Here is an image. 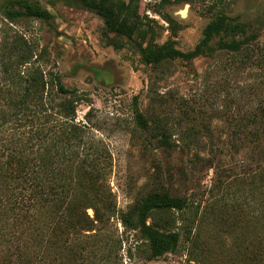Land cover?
<instances>
[{
  "label": "rangeland",
  "instance_id": "rangeland-1",
  "mask_svg": "<svg viewBox=\"0 0 264 264\" xmlns=\"http://www.w3.org/2000/svg\"><path fill=\"white\" fill-rule=\"evenodd\" d=\"M127 1L116 3L121 14ZM40 2L53 13L51 22L24 18L8 24L45 47L47 67L55 65L67 87L91 100L77 106L76 121L85 123L109 153L107 185L116 204L109 223L123 240L122 264H237L238 241L252 236L247 219L253 201L244 200L251 180L247 159L228 151L226 117L254 95L247 90L251 70L243 66V55L235 61L229 53L174 59L154 67L142 61L138 36L106 31L104 19L79 3ZM221 12L252 23L264 43V0H141L139 8L148 37L158 43L172 39L184 51ZM7 27L0 15V38ZM136 107L150 123L159 118L168 123L177 146L162 145L154 131L143 130ZM164 190L185 197L188 207L148 219L181 233L175 251L149 258V242L138 229L125 228L119 216L151 192Z\"/></svg>",
  "mask_w": 264,
  "mask_h": 264
},
{
  "label": "trees",
  "instance_id": "trees-1",
  "mask_svg": "<svg viewBox=\"0 0 264 264\" xmlns=\"http://www.w3.org/2000/svg\"><path fill=\"white\" fill-rule=\"evenodd\" d=\"M47 1L79 3L104 19L106 31L129 39L138 36L142 61L154 67L174 59L229 53L235 61L243 55V66L251 70L247 90L254 95L226 117L228 151L247 159L251 180L244 200L253 201L247 219L252 236L238 241L237 264H264V43L253 24L239 15L218 13L195 46L184 51L172 39L158 43L148 37L150 28L140 25L141 0H128L124 14L116 8L120 0ZM0 15L8 25L0 38V264H122L123 240L109 223L116 214L107 185L109 153L89 135L85 123L76 121L77 106L91 100L78 88L67 87L55 65L47 67L45 47L9 25L24 18L49 23L54 15L40 0H0ZM135 118L162 145L177 146L168 123L160 118L150 123L137 107ZM186 207L185 197L154 191L119 218L149 242V258H159L177 249L181 233L162 230L148 219Z\"/></svg>",
  "mask_w": 264,
  "mask_h": 264
}]
</instances>
